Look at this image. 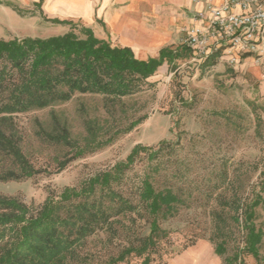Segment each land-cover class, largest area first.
Segmentation results:
<instances>
[{
  "label": "rangeland",
  "instance_id": "374dc122",
  "mask_svg": "<svg viewBox=\"0 0 264 264\" xmlns=\"http://www.w3.org/2000/svg\"><path fill=\"white\" fill-rule=\"evenodd\" d=\"M30 12L21 14L26 16ZM0 17L3 18L1 14ZM26 21L29 20L10 23L23 28ZM62 28L55 26L52 34H58ZM179 55V59L165 64L130 96L112 99L76 93L67 102L15 115L13 131L24 154L40 173L17 181L0 180V194L40 206L49 195L58 197L66 187L80 188L97 173L124 161L137 144L156 147L164 140L178 141L174 154L169 149L164 152L161 180L164 184L169 180L170 186L180 188L193 206L182 208L173 218L161 219L169 236L164 240V248L154 254L152 264H226L227 259H232V264H264V238L258 259L241 252L246 244L242 228H236L228 251L216 254L210 240L208 208L204 209L207 201L217 203L216 198L205 195L210 186H220L216 194L222 191L226 196L238 188L242 197H252L255 188L260 191L264 186L261 69L252 60L236 64L215 60L204 66V62H193L183 46ZM177 119L181 121L179 126L175 124ZM141 120L132 131L123 132ZM64 134L81 147L93 139L114 140L93 152L90 149L94 145L90 146L88 152L60 170L62 161L76 155V148L61 140ZM8 165L0 156V171ZM148 168V155L143 153L129 175L134 177ZM175 171L180 178L172 180ZM255 224L264 231V204L257 208ZM113 230L101 231L88 240L84 250L94 257L89 264H102L109 256L117 255L128 238L146 235L149 222L138 216L135 220L122 218ZM142 261L143 258L132 255L118 264Z\"/></svg>",
  "mask_w": 264,
  "mask_h": 264
},
{
  "label": "trees",
  "instance_id": "16d2710c",
  "mask_svg": "<svg viewBox=\"0 0 264 264\" xmlns=\"http://www.w3.org/2000/svg\"><path fill=\"white\" fill-rule=\"evenodd\" d=\"M53 22L67 24L70 30L49 38L0 39V156L9 164L0 171L1 181L28 179L40 173L24 154L13 131L15 115L67 102L76 93L112 99L130 96L165 62L172 64L180 56V52L165 48L158 58L140 60L132 49L113 46L96 37L90 28ZM216 56L207 59L204 66L212 65ZM140 123L142 120L123 132L132 131ZM180 123L177 119L175 124ZM61 140L76 148L73 158L60 163L63 170L90 146L94 145L90 149L93 152L114 138L93 139L86 147L66 134ZM177 144L168 140L156 147L137 144L124 161L97 173L80 188L66 187L58 197L49 195L40 206L0 194V264H89L94 257L84 250L88 240L101 231L113 230L122 218L135 220L136 216L147 219L149 232L128 238L127 245L102 264L122 263L132 255L143 258L141 264H152L154 254L164 248L169 236L161 219L173 218L182 208L193 206L180 188L161 180L164 152L169 149L174 154ZM143 153L148 155V170L130 177ZM179 176L175 171L172 180ZM219 188L203 189L206 196L217 201L215 205L209 201L204 205L211 220L210 240L216 254H225L236 228H242L246 244L241 252L258 259L264 231L256 227L255 219L257 208L264 204V186L260 191L255 188L252 197L240 196L238 188H233L229 196L222 191L216 194ZM232 263L227 259L226 264Z\"/></svg>",
  "mask_w": 264,
  "mask_h": 264
},
{
  "label": "crops",
  "instance_id": "0c3cea01",
  "mask_svg": "<svg viewBox=\"0 0 264 264\" xmlns=\"http://www.w3.org/2000/svg\"><path fill=\"white\" fill-rule=\"evenodd\" d=\"M200 2L202 0H0L3 16L0 17V39L59 36L67 33L70 26L53 21L72 22L92 29L96 37L113 46L132 49L137 59L149 60L158 58L165 48L180 52L185 29L191 24L190 15L201 7ZM24 10L31 12L25 16L21 14ZM6 18L17 23L29 21L22 28L10 22L8 26ZM58 25L63 28L58 34H52ZM186 49L192 59V52ZM165 64L167 62L159 69Z\"/></svg>",
  "mask_w": 264,
  "mask_h": 264
},
{
  "label": "built area",
  "instance_id": "2783aa9c",
  "mask_svg": "<svg viewBox=\"0 0 264 264\" xmlns=\"http://www.w3.org/2000/svg\"><path fill=\"white\" fill-rule=\"evenodd\" d=\"M190 15L181 45L192 61L203 63L213 55L231 64L251 59L264 79V0H202Z\"/></svg>",
  "mask_w": 264,
  "mask_h": 264
}]
</instances>
